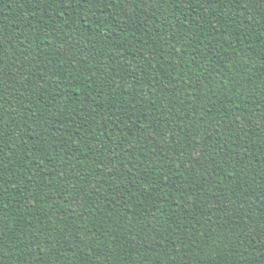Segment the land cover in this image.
Wrapping results in <instances>:
<instances>
[{
  "label": "trees",
  "instance_id": "16d2710c",
  "mask_svg": "<svg viewBox=\"0 0 264 264\" xmlns=\"http://www.w3.org/2000/svg\"><path fill=\"white\" fill-rule=\"evenodd\" d=\"M0 264H264V0H0Z\"/></svg>",
  "mask_w": 264,
  "mask_h": 264
}]
</instances>
